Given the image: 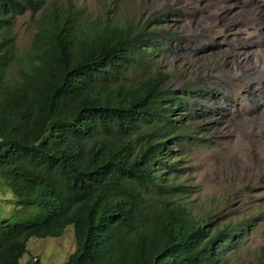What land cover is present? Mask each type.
Wrapping results in <instances>:
<instances>
[{
	"label": "trees",
	"instance_id": "1",
	"mask_svg": "<svg viewBox=\"0 0 264 264\" xmlns=\"http://www.w3.org/2000/svg\"><path fill=\"white\" fill-rule=\"evenodd\" d=\"M35 3L36 0H0V54L7 62L14 53L5 33L14 14L34 7ZM76 27L66 28L57 16L48 29L57 44H49L44 55L29 54L40 57V61L32 69L21 71L20 82L8 83L6 78L12 77V72L0 66V90L7 103L24 96L47 97L44 106L33 105L23 110V103L18 100L0 108V174L16 195L18 205L40 204L43 209L30 220L6 227L5 223L0 224V264H18L28 235H57L69 222H74L77 248L65 264H208L209 245L203 230L188 221L172 224L168 205L152 210L153 197H147L141 215L140 207L145 201L132 214V222L107 241L97 233L92 219L79 222L78 206L82 199L71 189L76 180L75 170L50 150L62 146L74 153H84L95 163L113 164L151 182V152L143 153L134 165H124L118 159L116 143L90 135L103 111H109L111 106L130 111L133 103L148 104L154 96H160L158 104L161 96H170L158 107L160 112H155V118L165 120V131L186 137L168 112L169 103L179 106L180 96L186 91L166 88L161 92L162 84L154 76H142L131 85L121 81L131 65L147 69L148 48L144 45L159 37L152 30L135 28L130 22L122 26L107 23L105 32L92 40ZM47 127L53 132H46ZM75 133L80 137H75ZM143 221L148 229L138 224ZM248 264L264 262L254 260Z\"/></svg>",
	"mask_w": 264,
	"mask_h": 264
},
{
	"label": "rangeland",
	"instance_id": "2",
	"mask_svg": "<svg viewBox=\"0 0 264 264\" xmlns=\"http://www.w3.org/2000/svg\"><path fill=\"white\" fill-rule=\"evenodd\" d=\"M54 1L62 6L70 3L87 20L109 18L119 24L130 18L140 26L160 21L155 31L163 40L153 45L152 64L166 73L167 86L179 91L190 89L194 94L187 100L189 109L182 106L170 113L189 127L190 136L176 141L173 147L178 169L175 180L182 185L178 200L188 206L193 216L205 221L218 217V226L224 222H241L242 229L238 230L241 238L228 254L229 264L264 262V118L256 124L255 112L245 114L252 108V102L244 93L242 73L238 76L235 66L229 69L225 66V58L230 55L228 47L234 43L232 32L221 21L216 20L214 24L213 18L205 19L194 0ZM221 1L212 0L210 7L218 9ZM230 1L252 9V0ZM203 3L207 4V0ZM194 13L201 19L191 18ZM37 18L38 12H25L16 21L17 39L23 49L32 39ZM245 24L244 27L250 26L248 21ZM250 29L251 26L247 30ZM249 31L246 40L254 36ZM200 42L202 49L193 48L192 44ZM263 51L264 47L261 54ZM263 66L264 57L258 70ZM128 74L132 83L134 72L131 70ZM251 130L257 132L251 133ZM16 198L0 174V220L11 216ZM24 208L12 219H26L37 211L35 206ZM71 235L74 241L73 228L68 225L60 237L31 236L21 262L33 255L40 264H64L74 248Z\"/></svg>",
	"mask_w": 264,
	"mask_h": 264
},
{
	"label": "clouds",
	"instance_id": "3",
	"mask_svg": "<svg viewBox=\"0 0 264 264\" xmlns=\"http://www.w3.org/2000/svg\"><path fill=\"white\" fill-rule=\"evenodd\" d=\"M25 12H38V18L36 20V29L32 39L28 47L23 49L18 43L15 24L19 15ZM44 13L50 14L45 17L43 16ZM57 16L66 28H69V26L76 27L74 24L75 22L78 25L76 28H82V31L87 34L86 38H92V40H97L98 36L105 32L107 23L122 26L130 22L135 28H140L141 30L146 28L148 31L152 30L159 37L157 40L147 42L144 45L145 48H148L147 61L149 64L147 69H141L135 65H131L124 71L121 81L127 85H131L137 84V82L142 79V76H144L145 79L154 76L160 80L162 84L159 87L161 92L166 88L168 90L171 89V87L167 86L165 83L167 78L166 73L159 71L152 64L153 45L158 43L161 39L163 40V37L155 31L156 23L160 24V21H149L140 26L134 23L130 18L122 20L119 24L111 22L109 18H105L103 21L95 19L87 20L82 15V12L74 8L70 3L62 6L57 4L54 0H36L34 7H26L23 11L14 14L12 24L5 33L6 41L13 48V58L7 62L3 55L0 54V66L6 69L8 68L12 72V77L6 78L8 83L13 85L20 82L19 77H23L21 71L32 69L40 61V57L33 58L29 56V54L44 55L49 44H57L48 31V29L53 27L54 20ZM72 20L74 22H71ZM95 33L97 34L96 37ZM21 65L23 66L21 67ZM131 70L134 72L131 77L134 76L135 79L132 83H129L130 75L128 73ZM183 91H186V93L180 96L182 102L179 106L169 103L168 112L171 113L174 108L176 109L182 106L189 109L187 100L194 97V94L190 89L180 92ZM157 97L160 96H154L153 100L151 99L148 104L133 103L134 108L130 111L118 106L109 107V111H103L97 128L94 133L90 135L91 137H104L116 143L118 159L124 165H134L141 159L143 153L147 151L151 152L153 154V159L149 163L151 182L145 181L134 173L125 172L113 164L105 162L95 163L84 153H74L62 146L50 150V152L57 154L67 166L75 170L76 180L71 189H75L82 199L81 204L78 206L80 214L79 222L84 221L86 218L92 219L96 224L97 233L107 241L111 236L120 233L126 223L132 222L131 216L142 201H145V203L140 207V215L146 206L147 197H153L155 201L152 210L168 205L172 224H180L188 221L203 230L204 239L208 241L209 245L208 256L211 260L208 264H229L228 254L235 248L239 238H241L238 230L242 229L240 227L242 224L240 221H236L233 223L224 222L218 226V217H213L211 220L205 221L201 217L193 216L188 210V206L178 200L182 185L175 180L178 169L175 166L177 163V155L174 153L173 147L176 145V141L190 137L187 134L189 127L187 125L184 126V122L174 119L170 114V117L182 127L186 137H181L174 131H165V120H157L154 114L155 112H157L156 114L160 112L157 110L158 107L165 103L170 96H161L162 98L158 104ZM4 98L5 93L3 90H0V108L14 104L18 100L23 103V110L29 106H44L47 104V97L45 95L43 97L24 96L21 99L9 103H7ZM45 131L48 133L53 132L51 127H47ZM74 135L75 137H80L78 133ZM100 145L105 149L107 148L105 143H100ZM26 206H35L37 211H33L29 218L13 220L12 216L15 215V213L25 210L24 207ZM42 210L40 204L18 205L16 198L11 216L0 220V224L5 223L6 227L9 223L27 221L32 219L36 214L42 212ZM73 224L74 222L66 223L57 235H28L24 242V251L18 259V264H40L39 259L35 258L33 255L24 257L26 259L22 258L24 262H21V257L27 250V240L31 236L35 238L60 237L65 228L71 225L74 237L75 230ZM138 224H142L148 229L145 221ZM71 239L74 248L68 253L67 259L77 248L75 238L73 241L72 235Z\"/></svg>",
	"mask_w": 264,
	"mask_h": 264
},
{
	"label": "bare ground",
	"instance_id": "4",
	"mask_svg": "<svg viewBox=\"0 0 264 264\" xmlns=\"http://www.w3.org/2000/svg\"><path fill=\"white\" fill-rule=\"evenodd\" d=\"M194 1H196L199 10L203 11L205 19L213 18L212 20L214 21V24H216V20H218L219 23L221 21L222 25L226 27L225 29L231 31L234 35V43L232 44L231 42H229L232 45L230 44V47H228L230 55L225 58V66L226 68L228 67V69L235 66L238 71V76L240 73H242L240 74V80L243 82V88H246V90H244V93H247V96L251 98L252 102V108L250 107L251 109H248L245 114L248 112H255L258 117L255 116L257 118L256 120L253 119L254 117L252 118L254 120V123L257 124L259 121L261 122L263 120L262 118H264V66L261 70H258V68L260 66L261 58L264 57V51L261 54L262 48L264 47V0H252L253 3H250L252 5V9L242 7L238 4L230 3V0H222V3H220L218 9H214V6L210 7L212 6V0H207V4L203 3L204 0ZM247 7H249V5ZM209 10H211L212 12ZM193 15L195 16H192L191 18L195 19V17H197V19H201L199 16H197L196 13H194ZM247 21L249 22L252 29H250V31H252V33L254 34V36L252 35V37H249V40L245 39L247 31H249L247 29L250 27L249 25V27H244ZM250 31L249 34L251 33ZM192 45H194L193 48L195 49L200 47L202 49V42L198 43V45H196L195 43ZM253 89H256V91L254 92ZM262 125H264L263 122ZM253 126H251L250 128L252 129ZM257 130H251V133H255L257 132ZM254 136L252 137L256 139Z\"/></svg>",
	"mask_w": 264,
	"mask_h": 264
}]
</instances>
